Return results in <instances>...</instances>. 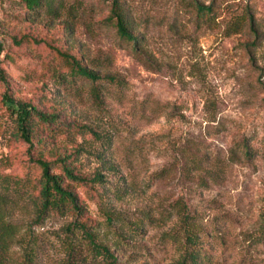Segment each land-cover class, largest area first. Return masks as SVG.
I'll return each instance as SVG.
<instances>
[{"label": "rangeland", "instance_id": "obj_1", "mask_svg": "<svg viewBox=\"0 0 264 264\" xmlns=\"http://www.w3.org/2000/svg\"><path fill=\"white\" fill-rule=\"evenodd\" d=\"M120 1L135 45L109 0H0V264H64L72 246L94 264L75 221L121 264H171L189 230L206 264H264V0H199L203 22L191 0ZM71 57L117 81L74 76ZM19 103L65 123L35 120L26 142ZM65 157L105 178L65 179L78 216H38L36 159L62 173Z\"/></svg>", "mask_w": 264, "mask_h": 264}, {"label": "trees", "instance_id": "obj_2", "mask_svg": "<svg viewBox=\"0 0 264 264\" xmlns=\"http://www.w3.org/2000/svg\"><path fill=\"white\" fill-rule=\"evenodd\" d=\"M55 0H23L28 10L35 12L43 6L53 7ZM110 1V14L105 19V22L116 28L117 34L128 43L136 44L138 41L135 20L129 16L128 11L124 8L120 0ZM190 5L193 8L197 22H203L210 18L215 11V2L209 5L201 3L199 0H191ZM52 9V8H49ZM251 30L254 31L253 17L250 16ZM72 74L80 76L92 81L102 80L103 78L109 81H117L115 76L100 75L96 71L88 69L87 66L80 63L74 57H71ZM35 120L47 124H61L65 122L60 119L59 113H48L36 108L28 103H19L16 109V134L22 140L31 142L33 137V125ZM87 130V127H85ZM92 131V130H91ZM99 159H102L100 157ZM59 162L62 166V173L52 172V162L42 158H37L36 163L41 167V176L39 179V194H38V216H44L50 211H58L67 213L72 211L77 216L82 212V206L79 203L77 194L70 189L68 185H64L65 179L86 183L88 181L102 182L105 178L102 172H98L93 178L75 173L74 168L69 166L68 158H60ZM74 228L80 229L82 235L88 240V252L90 253V262L94 264H121L119 258L105 245L97 242L94 235L87 229L86 224L75 221ZM187 240L189 244L183 251L182 255L171 264H206L208 262L206 253L202 247L196 244V234L189 230ZM75 246H72L68 253L67 260L64 264H83V259L80 260L75 252ZM88 255H85V257ZM86 260V259H85Z\"/></svg>", "mask_w": 264, "mask_h": 264}]
</instances>
